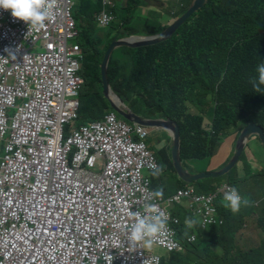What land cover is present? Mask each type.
Listing matches in <instances>:
<instances>
[{
	"label": "built area",
	"instance_id": "built-area-1",
	"mask_svg": "<svg viewBox=\"0 0 264 264\" xmlns=\"http://www.w3.org/2000/svg\"><path fill=\"white\" fill-rule=\"evenodd\" d=\"M105 6L111 0H102ZM43 27L0 8V264H161L159 253L128 236L145 204L168 215L153 245L185 252L191 232L179 238L184 205L201 230L220 223L214 191L193 184L154 197L148 127L115 111L102 120L69 127L78 118L82 79L73 0H50ZM114 17H97L108 27ZM238 191V190H237ZM241 196H243L241 194Z\"/></svg>",
	"mask_w": 264,
	"mask_h": 264
},
{
	"label": "trees",
	"instance_id": "trees-1",
	"mask_svg": "<svg viewBox=\"0 0 264 264\" xmlns=\"http://www.w3.org/2000/svg\"><path fill=\"white\" fill-rule=\"evenodd\" d=\"M75 1L73 17L78 37L74 41L79 46L77 57L82 63L76 122V126H80L102 120L106 110L114 111L103 93L101 75V64L112 40L133 35L159 36L170 25V19L185 13L193 0L169 1L171 9L162 12L169 15V21L163 19L156 26L150 18L152 9L148 8L147 14L139 17L141 0H126L117 8H105L106 14L116 16V22L107 29H100L97 21L99 12L104 9L102 0ZM262 62L264 0H206L204 7L169 39L145 47L115 49L107 72L111 90L135 115L171 119L177 123L182 164L195 173L199 171L196 164L208 159L209 162L217 154L216 146L221 137L237 138L251 123L262 126L264 131V89L255 92L249 83L250 77L258 76L256 68ZM87 96L100 104V115L88 108ZM208 119L211 128L205 130L204 123ZM222 147L223 144L220 149ZM155 154L160 167L176 172L169 144L160 143ZM230 173L213 181L219 185L225 177L244 197L252 198L264 187V170ZM212 182L191 184L198 192L209 193L217 186ZM180 184L183 187L188 183L180 178ZM222 198V195L217 197L221 222L205 230H201L199 224L191 229L179 228L180 239H184L185 232L195 231L196 241L184 239L185 252L158 249L161 264L189 261L193 264H264V236L255 235L258 226L245 231L246 224L254 223L264 231V206H258L263 205L264 200L250 202L249 207H242L234 214L224 207ZM173 212L178 213L183 224L186 219L195 218L182 206L174 207ZM112 264L122 263L117 260Z\"/></svg>",
	"mask_w": 264,
	"mask_h": 264
},
{
	"label": "water",
	"instance_id": "water-1",
	"mask_svg": "<svg viewBox=\"0 0 264 264\" xmlns=\"http://www.w3.org/2000/svg\"><path fill=\"white\" fill-rule=\"evenodd\" d=\"M206 4V0H193L185 13L176 18L159 36H131L123 39L114 38L105 52L102 64L101 75L103 83V93L109 100L112 109L130 123H136L151 129H165L172 134L169 143L171 148V158L174 168L183 181L188 184L203 178H217L229 173L239 162L243 150L251 136L257 137L264 145V131L262 126L251 123L245 126L236 138L235 149L230 159L218 170H202L195 173L186 169L180 158V130L177 123L171 119L159 117L143 118L135 115L111 90L108 81V64L113 51L119 47L139 48L154 45L169 39L194 13Z\"/></svg>",
	"mask_w": 264,
	"mask_h": 264
},
{
	"label": "clouds",
	"instance_id": "clouds-1",
	"mask_svg": "<svg viewBox=\"0 0 264 264\" xmlns=\"http://www.w3.org/2000/svg\"><path fill=\"white\" fill-rule=\"evenodd\" d=\"M0 8L5 10L10 9L13 17L19 18L33 27H43L44 22L51 14L50 0H0ZM256 71L258 76L250 77L249 83L255 92H261L264 89V62L257 66ZM77 120L78 118L74 123ZM80 126L75 127L79 128ZM67 127L74 126L70 124ZM151 168L153 177H158L162 174V167L153 164ZM153 196L163 198V189L156 190ZM222 199L224 207L229 208L234 214L239 213L242 207L247 208L250 206V200L247 197L241 196L235 187L225 192ZM133 216L134 223L128 236L133 245L140 244L142 247L151 249L154 242L160 236L174 235L173 232L167 230L168 215L164 211L159 210L155 205L145 204L144 214L134 213ZM199 223L200 221L197 218H188L185 221L186 228L188 229L193 228Z\"/></svg>",
	"mask_w": 264,
	"mask_h": 264
},
{
	"label": "crops",
	"instance_id": "crops-1",
	"mask_svg": "<svg viewBox=\"0 0 264 264\" xmlns=\"http://www.w3.org/2000/svg\"><path fill=\"white\" fill-rule=\"evenodd\" d=\"M158 2H159V0H149V1L141 0L139 2V12H138V16L139 17L145 16L147 14L148 8L150 6H155V8L152 9V11L153 12H157L158 11L157 10ZM102 4H103V1H102ZM118 6H120V4H117V3L112 2V1H111V4L110 5L105 6L103 4L104 9L101 12H99V14H101L102 12L105 13V8L106 7L117 8ZM113 17H114L113 22L114 21L116 22V16H113ZM136 23L139 24L140 23V20H137ZM108 27L102 28L99 25V28L100 29H107ZM133 36H139V35H133ZM126 38H128V37H126ZM120 39H123V38H120ZM151 116H153V115H151ZM152 135H151V137H149L148 141H149V143L156 144L154 142L155 141V138ZM252 138L255 139V140H257V143H253L252 140L249 139V141L247 142V144L245 146V149L243 150V153H244V151H247L248 154L253 155V158H254L253 160L254 161H253L252 168L255 171L264 170V145L261 144L260 140L257 137L253 136ZM162 139L163 140H161L159 142V144L160 143H165V145H168V142L164 138V136L162 137ZM223 140H224V142L221 143V144H223L222 149H220V146H219V149H218L217 154H215L211 158V160L209 162H207L209 164V166L205 170H215V169L221 168L230 159V157L232 156V154L234 152V149H235L236 136L235 137L234 136H231V137H228V138L225 137ZM159 144H158V146H159ZM169 147H170V145H169ZM256 156L261 157L262 160H256V158H255ZM243 171L244 170H239L238 172H243ZM151 178H152V183H153L152 186L155 188V190H158V189H161L162 188L163 189V195H166L168 193H171V192H173V191H175V190H177L178 188L181 187V184H179L177 187L171 188L170 185H169V183H167L165 181V179H164V171H162V174L159 175L158 177H153L152 174H151ZM224 181L229 182L226 179H223L221 182H224ZM212 183L215 184L217 182L216 181H213ZM246 197L250 200V202H253V203H256L257 201H260V200H264V187H263V189L261 191H259L258 193L254 194V198L248 197V196H246ZM179 206H182L184 208V210L189 214V212L187 211V209L185 208L184 205H177V206H175V209H177ZM258 206H264V204L263 205H258ZM176 214L178 215V213H176ZM182 225H183V228H185V226H184L183 223H182ZM252 226H257V225H256V223H254L253 225L252 224H246L245 225L246 228H251ZM256 233L257 232H255V235L257 236ZM152 250L155 251L153 248H152ZM155 252H157V250Z\"/></svg>",
	"mask_w": 264,
	"mask_h": 264
},
{
	"label": "rangeland",
	"instance_id": "rangeland-1",
	"mask_svg": "<svg viewBox=\"0 0 264 264\" xmlns=\"http://www.w3.org/2000/svg\"><path fill=\"white\" fill-rule=\"evenodd\" d=\"M112 2H115L117 4H120V5H124L126 0H111ZM145 1H149V0H145ZM169 1L171 0H159L158 2V6H157V12H153L150 14V18L154 21V24L155 26L158 25V24H161L163 19L164 20H168L169 19V15H165L163 14L162 15V12L163 11H169L171 8L169 7ZM73 2L75 3L76 5V1L73 0ZM150 9H154L155 6H150L149 7ZM175 8V7H173ZM74 9H75V6H74ZM178 7L175 9L177 10ZM74 11V10H73ZM175 19L171 20L170 19V23L171 24ZM169 21V20H168ZM85 100L87 102V106L89 109L91 110H95L97 115H100V104L98 102H96L92 97L90 96H87L85 97ZM110 112V110H106V113ZM194 112L197 113V110L196 108H194ZM105 113V114H106ZM154 115V114H153ZM71 126H76V123H73L71 124ZM204 128L205 130H210L211 128V122H210V119L206 120L205 123H204ZM150 134L152 136H154L155 138V145L151 146L150 149L152 151H156L157 148L160 146L159 142L162 139V137L164 136V138L167 140L168 144L170 143L171 139H172V134L165 130V129H150ZM253 136H251V140L253 143H257V140L253 139L252 138ZM224 138L221 137L220 138V141L218 142V145L216 146V149L219 148V146L221 145L222 142H224L223 140ZM249 141V140H248ZM159 146H158V144ZM256 160H262L261 157H258L256 156L255 157ZM253 155H250L247 153V151H244L243 155L241 156L240 158V161L237 163V165L230 171L231 173L230 174H236L239 170H250V169H253L252 166H253ZM209 160V159H208ZM202 161L201 163H198L196 164V168L199 170V171H202V170H205L207 169V167L209 166V164L207 163V161ZM261 164V163H260ZM187 166V164H185ZM162 169L164 171V179L167 183H169L170 187L173 188V187H177L179 184H180V178H179V175L177 174V172H175L174 170L170 169V170H166V167L165 166H162ZM188 167H190L188 165ZM218 170V169H217ZM229 174V175H230ZM222 179H225L224 177H222ZM214 180V178H210V177H207V178H203V179H200V180H197L199 181V183H205L206 185L210 184L212 181ZM186 185V184H185ZM215 185H217V183H215ZM195 187V185H193ZM218 186V185H217ZM216 186V187H217ZM196 188V187H195ZM197 189V188H196ZM184 226L186 227V224H184ZM258 226V230H257V237L260 238L262 236H264V231L259 227V225L257 224ZM246 232H248V228H246L245 230ZM191 232H195V231H188V232H185L184 233V237L189 235V233ZM196 233V232H195ZM197 235V234H196ZM204 235V234H203ZM196 240H194L193 242H195ZM155 251L160 249V247H157L156 245H153L152 247ZM162 250V252L164 251V249H160ZM187 264H193L192 261H189Z\"/></svg>",
	"mask_w": 264,
	"mask_h": 264
}]
</instances>
